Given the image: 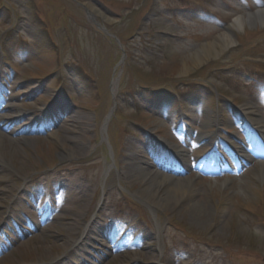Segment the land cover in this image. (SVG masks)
I'll list each match as a JSON object with an SVG mask.
<instances>
[{
  "label": "rangeland",
  "instance_id": "1",
  "mask_svg": "<svg viewBox=\"0 0 264 264\" xmlns=\"http://www.w3.org/2000/svg\"><path fill=\"white\" fill-rule=\"evenodd\" d=\"M260 8L264 0H0V107L12 106L0 111L9 119H0V264H264L261 163L226 182L193 169L211 133L249 143L239 108L253 106L264 125V22L231 30L215 54L217 36ZM156 140L186 149V160ZM156 163L178 172L157 192L163 207L139 179ZM178 184L179 195L167 192Z\"/></svg>",
  "mask_w": 264,
  "mask_h": 264
},
{
  "label": "bare ground",
  "instance_id": "2",
  "mask_svg": "<svg viewBox=\"0 0 264 264\" xmlns=\"http://www.w3.org/2000/svg\"><path fill=\"white\" fill-rule=\"evenodd\" d=\"M89 9L92 10L93 12H95V13H100V10L95 8L94 6H91ZM253 14L254 15H252V14L249 15L248 14L246 16L245 15H241V16L237 17L234 20V22L228 27V29L225 32L220 34L218 39L227 38L228 41L225 40L224 43H220V42H218V39H217L215 44L216 43H218V44H217V47H216V53L215 54H218V53L224 51L227 47L230 46L231 41H232V40L229 39V38H231V37H229V36H231V30L243 27L245 25V23L248 22L251 18H254L256 20H260L261 22H264V8H261V9L257 10ZM9 107H12V106H5V108H3V109L8 110L7 108H9ZM243 109H245V111L248 114L251 115V119L253 120V121L251 120L253 122V127L255 126L261 132V130L264 128V125L262 124V121H260L256 117H252V116H254L255 108H253L252 106H246ZM1 118L3 120H5V122H8V120H9V119L6 120V118H7L6 114H3ZM205 137H207V135H204L203 138H205ZM20 141L24 142L23 140H20ZM233 145L237 146L234 143H233ZM4 152H5L4 147L2 145H0V154H3ZM179 154H181V153H179ZM262 166H263V173H264V164ZM150 167L152 169V165H150ZM154 171L156 172L155 174L153 173ZM139 179L141 181H146L147 182L146 188L142 191V192L145 193L144 194L145 199L148 200V198H149V196H148L149 194L148 193L154 192L155 196H152L154 198L153 199L149 198V199L151 201L152 200L155 201L154 205L157 204V206L163 207L164 204H165V201H166V200L163 199L165 197H158L157 196V192L160 190V187L163 184H165L168 181H172L174 179L173 176L168 175L165 172L158 170V167H154V169H152V171H150V172H148V170L146 171L145 169L143 170V173L140 172V178ZM175 190L176 191H174V190H172L170 188V189L167 190V192H169V194L170 193H175V194L178 193V195H179L181 190L182 191L184 190L182 184H178L177 186H175ZM6 191H8V190H6ZM151 195H153V194H151ZM6 219L4 217L0 218V224H2V223L4 224ZM4 246L6 247V243H5V240L2 239V243L0 241V249H2V247H4ZM136 255H137V253L133 255L135 260L137 259ZM71 256H72L71 254H69V257L67 255H64V257H67L65 260L69 261V258ZM65 260H62L61 263H64V262L67 263ZM57 263H58V261H57ZM70 264H72V263H70Z\"/></svg>",
  "mask_w": 264,
  "mask_h": 264
}]
</instances>
